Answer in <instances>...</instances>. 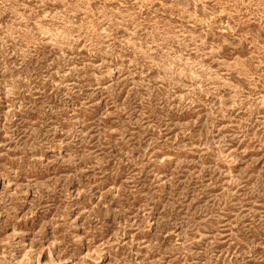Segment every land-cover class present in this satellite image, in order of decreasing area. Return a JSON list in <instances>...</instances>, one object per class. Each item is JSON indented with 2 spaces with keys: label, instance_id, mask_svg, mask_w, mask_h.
<instances>
[{
  "label": "rangeland",
  "instance_id": "374dc122",
  "mask_svg": "<svg viewBox=\"0 0 264 264\" xmlns=\"http://www.w3.org/2000/svg\"><path fill=\"white\" fill-rule=\"evenodd\" d=\"M0 264H264V0H0Z\"/></svg>",
  "mask_w": 264,
  "mask_h": 264
}]
</instances>
